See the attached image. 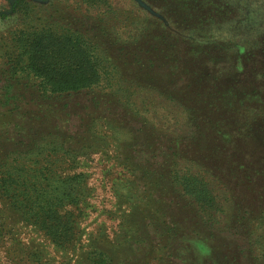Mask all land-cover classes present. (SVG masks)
Returning a JSON list of instances; mask_svg holds the SVG:
<instances>
[{
	"label": "rangeland",
	"instance_id": "1",
	"mask_svg": "<svg viewBox=\"0 0 264 264\" xmlns=\"http://www.w3.org/2000/svg\"><path fill=\"white\" fill-rule=\"evenodd\" d=\"M28 1L14 15L0 0V145L55 137L78 155L55 167L86 173L89 191L67 246L0 197V264H92L94 250L110 264H264V0ZM62 24L96 39L109 83L50 95L12 74L16 32ZM186 168L221 212L175 184Z\"/></svg>",
	"mask_w": 264,
	"mask_h": 264
},
{
	"label": "trees",
	"instance_id": "2",
	"mask_svg": "<svg viewBox=\"0 0 264 264\" xmlns=\"http://www.w3.org/2000/svg\"><path fill=\"white\" fill-rule=\"evenodd\" d=\"M14 15L22 14L28 0H10ZM92 8L112 9L110 0H84ZM90 40V41H89ZM72 26L50 25L42 29L18 30L15 41L18 48L12 63L13 75L18 71L34 76L42 91L61 95L92 89L109 83L114 77L112 65L105 51L93 44ZM28 78V77H27ZM26 151L0 145V197L13 210L26 215L27 221L43 231L53 243L69 245L78 235L77 214L88 195L86 173L63 172L58 162L73 164L78 155L57 145L55 137L41 132L31 137ZM74 151V150H73ZM40 165V167H38ZM204 213L222 210L216 194L203 172L186 168L176 174V182ZM92 264H110L103 250H94Z\"/></svg>",
	"mask_w": 264,
	"mask_h": 264
}]
</instances>
